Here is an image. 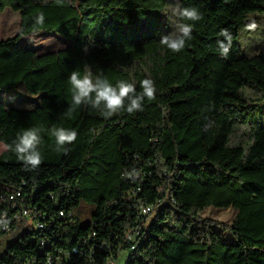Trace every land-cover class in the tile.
<instances>
[{
	"label": "trees",
	"instance_id": "1",
	"mask_svg": "<svg viewBox=\"0 0 264 264\" xmlns=\"http://www.w3.org/2000/svg\"><path fill=\"white\" fill-rule=\"evenodd\" d=\"M170 2L0 0V12L20 15L18 34L0 41V93L24 85L40 95L32 109L0 99V238L19 233L0 264H108L124 253L126 264H264V51H241L238 41L264 0H179L202 15L185 21L192 34L179 53L159 43L172 31ZM224 29L227 56L217 43L227 42ZM41 32L68 46L39 54L24 40ZM85 66L113 84L134 82L138 94L150 78L155 99L107 119L88 105L66 116L68 78ZM30 127L41 137L35 169L8 147ZM52 127L75 130L76 140L57 151ZM81 203L94 207L89 222ZM25 207L34 217L14 220ZM211 207L237 211L222 228L233 242L201 216Z\"/></svg>",
	"mask_w": 264,
	"mask_h": 264
},
{
	"label": "clouds",
	"instance_id": "2",
	"mask_svg": "<svg viewBox=\"0 0 264 264\" xmlns=\"http://www.w3.org/2000/svg\"><path fill=\"white\" fill-rule=\"evenodd\" d=\"M172 31L161 35L159 43L161 46L173 53L181 52L186 43L191 39L193 25L185 21L196 22L202 19V15L195 7H183L179 0L170 9ZM45 20L44 13L41 12L35 19L37 25H43ZM248 28L255 29L257 25L253 21L247 25ZM220 35L225 37V41H218V49L221 55L227 56L231 47V34L226 30H221ZM68 83L71 87L72 105L69 107L66 116L71 114L81 105H88L99 112L105 119L113 116L121 110H126L129 114L141 111L145 99H155L156 86L150 78H145L140 82L142 91L138 94L134 82L128 80H118L115 84L110 82L102 74L94 75L89 66H85L83 74L79 71H72ZM50 135L54 137L57 151L71 144L76 140L75 130L63 127H52ZM41 143L39 130L35 127L24 129L17 137L14 148L19 160L27 167L35 169L42 162L41 153L38 149Z\"/></svg>",
	"mask_w": 264,
	"mask_h": 264
},
{
	"label": "rangeland",
	"instance_id": "3",
	"mask_svg": "<svg viewBox=\"0 0 264 264\" xmlns=\"http://www.w3.org/2000/svg\"><path fill=\"white\" fill-rule=\"evenodd\" d=\"M173 4L170 2L167 6V13L170 15V20L174 19L171 16L170 9ZM253 22V21H252ZM250 22L249 24H251ZM257 27L255 29L248 28L247 25L240 29L239 33V48L241 51L250 53L253 51L262 52L264 51V15H258L255 20ZM20 15L17 12H13L10 9L0 12V40L15 37L19 32ZM69 41L65 37L50 32H41L38 34L29 35L25 38L24 43L28 46L33 47L39 54H45L49 52H57L68 46V43L63 44L62 41ZM40 98V95L30 94L24 85H21L13 92H1L0 99L6 106H13L18 109H32L34 108L35 102ZM94 207L81 203L78 209L80 219L86 223L91 220V214ZM237 211L234 209H219V208H208L202 213L203 218H207L216 222L215 227L220 239L223 242H233V237L222 230L223 227L231 225L232 221L236 216ZM155 213L148 218V223L155 218ZM31 228L34 229V226ZM19 236L18 232L5 235L0 238V253H2L7 245L15 241ZM127 254H123L119 258L116 264H126Z\"/></svg>",
	"mask_w": 264,
	"mask_h": 264
},
{
	"label": "built area",
	"instance_id": "4",
	"mask_svg": "<svg viewBox=\"0 0 264 264\" xmlns=\"http://www.w3.org/2000/svg\"><path fill=\"white\" fill-rule=\"evenodd\" d=\"M18 196H20V194H18ZM1 201H6V198H1ZM9 201L13 204V206L15 207L17 202H16V197L14 195H11L9 196ZM154 208L153 207H145L142 211V213L144 215H149L151 212H153ZM63 215V214H61ZM25 217H28V218H31V217H34V213L31 209L25 207V208H22V210L14 217V220H16L17 222L20 221L22 218H25ZM38 227L41 228V229H44L45 228V224L43 223H39L38 224ZM128 240L129 241H133L134 240V231H132L129 235H128ZM44 245V243H43ZM131 249H134V244L131 245ZM53 261L52 259L50 258L47 262V264H52ZM117 261L115 259H110L108 261V264H116Z\"/></svg>",
	"mask_w": 264,
	"mask_h": 264
},
{
	"label": "crops",
	"instance_id": "5",
	"mask_svg": "<svg viewBox=\"0 0 264 264\" xmlns=\"http://www.w3.org/2000/svg\"><path fill=\"white\" fill-rule=\"evenodd\" d=\"M20 26V25H19ZM13 38V37H12ZM7 39H10V38H7ZM4 40H6V39H4ZM0 41H2V40H0Z\"/></svg>",
	"mask_w": 264,
	"mask_h": 264
}]
</instances>
